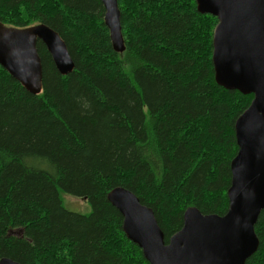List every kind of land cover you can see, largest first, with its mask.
I'll list each match as a JSON object with an SVG mask.
<instances>
[{"label": "trees", "instance_id": "16d2710c", "mask_svg": "<svg viewBox=\"0 0 264 264\" xmlns=\"http://www.w3.org/2000/svg\"><path fill=\"white\" fill-rule=\"evenodd\" d=\"M117 1L123 53L101 0H0V22L48 25L76 64L62 76L39 42L38 96L0 66V260L149 264L107 199L118 186L154 210L166 243L189 207L228 211L235 122L254 96L216 83L218 19L195 0ZM61 193L91 213L66 210ZM255 232L259 248L246 264H264V210Z\"/></svg>", "mask_w": 264, "mask_h": 264}, {"label": "water", "instance_id": "95a60500", "mask_svg": "<svg viewBox=\"0 0 264 264\" xmlns=\"http://www.w3.org/2000/svg\"><path fill=\"white\" fill-rule=\"evenodd\" d=\"M195 1L199 13L218 19L212 55L216 83L254 96L235 122L238 153L231 162L228 211L203 214L189 207L182 229L166 243L154 210L135 193L118 186L107 199L122 215L125 235L149 264H246L259 248L255 226L264 210V0ZM101 2L113 49L123 53L118 1ZM39 42L62 76L75 70L65 41L48 25L16 28L0 22V66L34 96L43 92ZM0 264L21 263L4 258Z\"/></svg>", "mask_w": 264, "mask_h": 264}, {"label": "rangeland", "instance_id": "374dc122", "mask_svg": "<svg viewBox=\"0 0 264 264\" xmlns=\"http://www.w3.org/2000/svg\"><path fill=\"white\" fill-rule=\"evenodd\" d=\"M36 25V24H35ZM61 199L63 201V206L66 210L79 213L82 215H89L92 211L91 206L83 199L71 196L69 194L61 193ZM13 236L22 237L21 232H12Z\"/></svg>", "mask_w": 264, "mask_h": 264}, {"label": "bare ground", "instance_id": "6f19581e", "mask_svg": "<svg viewBox=\"0 0 264 264\" xmlns=\"http://www.w3.org/2000/svg\"><path fill=\"white\" fill-rule=\"evenodd\" d=\"M105 16V15H104ZM109 30V29H108ZM19 232L23 233L21 230H18Z\"/></svg>", "mask_w": 264, "mask_h": 264}]
</instances>
